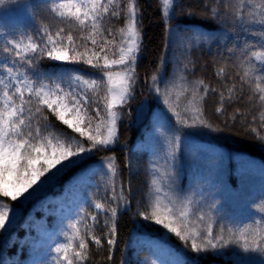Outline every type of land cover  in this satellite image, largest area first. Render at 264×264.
<instances>
[{
    "label": "trees",
    "instance_id": "1",
    "mask_svg": "<svg viewBox=\"0 0 264 264\" xmlns=\"http://www.w3.org/2000/svg\"><path fill=\"white\" fill-rule=\"evenodd\" d=\"M56 2L8 0L0 5V48L4 37H33L42 45L45 27L53 33L61 27L69 30L50 11ZM126 2L120 0L121 8ZM258 3L260 0H251L249 6L246 0L244 18L238 19L241 0H174L169 16L163 14L159 0H138L143 44L136 62L133 99L120 112L118 139L88 153L80 165L71 167L32 201L0 197L15 211L7 229L0 231V264H57L56 248L66 242V233L73 234V224L82 234L90 230L102 240V246L88 241L84 264H264V253L245 251L242 246V233L247 236L249 228L264 227V212L260 211L264 207V139L260 138L264 137V105L250 85L240 80L249 67V54L264 48V25L257 22L256 15ZM21 7L23 13H19ZM125 15L108 18L104 24L112 36L104 35L114 38L116 46L122 39L120 29L127 24ZM72 30L78 37L88 34L75 26ZM84 43L91 48L90 41ZM12 61V56L0 51V63L11 65ZM252 63L256 69H264V64ZM15 67L37 86L54 89L59 85L77 99L84 97L87 103L75 119L84 117L85 111L94 115L97 105L104 109L107 88L100 83L104 79L100 68L55 61L46 55H37L31 65L17 63ZM221 68L223 74H219ZM255 75L254 71L252 86ZM85 80H96L100 86L89 87ZM205 86L208 92L203 101L198 95L189 104L193 90L203 94ZM166 93L168 104L164 103ZM65 98L71 104V97ZM221 103L223 111L217 114ZM196 108L203 109L200 119L204 123L194 119ZM174 112L185 123H178ZM43 115L48 117L50 131L73 134L52 113L44 111ZM97 123L93 119V130ZM103 128L102 124V132ZM109 158L115 161V177L106 167ZM154 179L162 185L163 203L168 202L163 195L167 192L177 199V212L187 208L188 228L204 230L211 224L215 235L230 242L197 252L190 240H180L151 218L144 219L141 213L151 217L154 210ZM113 187L116 200L112 199ZM66 190L72 192L70 202H65L66 208H57L56 197ZM97 203L118 208L117 244L111 251L106 243L111 217L103 225V219H91L99 217ZM160 214L163 218L162 210ZM166 222L180 227L174 220Z\"/></svg>",
    "mask_w": 264,
    "mask_h": 264
},
{
    "label": "snow or ice",
    "instance_id": "2",
    "mask_svg": "<svg viewBox=\"0 0 264 264\" xmlns=\"http://www.w3.org/2000/svg\"><path fill=\"white\" fill-rule=\"evenodd\" d=\"M8 0H0V5L7 3ZM163 14L169 16L174 8V0H162ZM246 0H241V6L236 12L238 19L244 18ZM251 6V0H247ZM138 0H127L123 8L120 6V0H57L50 11L59 20L69 25V30L61 27L54 33L47 27L44 29V43L41 45L35 42L33 37L26 39H7L4 37L3 47L0 51L13 57L12 64L0 63V197H10L12 201L23 198L25 194H30L29 190H35L40 184L47 183L54 179L69 167H74L82 162L88 153L99 147H108L118 139V120L119 112L117 108L123 107L130 98L135 80L136 62L142 48V32L139 30L140 20L138 19ZM259 16L258 23L264 25V0L255 5ZM125 13L127 20L126 27L120 29L121 42L115 45L112 36V30L105 28L104 24L108 18H120ZM72 26L78 27L81 32L87 31L86 36L78 37L74 34ZM107 32L108 36L104 33ZM0 37L3 34L0 33ZM97 37L102 42H98ZM77 39L82 41L77 44ZM85 41H90L91 48ZM112 46V47H110ZM84 50L81 51L80 49ZM109 52L113 58L109 59ZM46 55L55 61L64 62H83L93 68H100L106 77V81L101 79L100 83H106L107 92L104 99V109L101 110L97 105L94 115H87L75 119L70 113L79 114L85 107L87 101L84 97L77 99L75 93H64V90L56 85L54 89L47 88L46 85L39 84L30 79L26 74L21 73L15 65L17 63L31 65L33 59L37 56ZM249 67L245 69L240 80L249 84L254 94L264 105V69H256L255 61L258 64H264V48L260 51H252L247 57ZM101 61L103 63L101 64ZM119 68L121 71H110L109 69ZM256 72L254 77V86L252 73ZM224 69L219 70L223 74ZM77 80L80 77L76 78ZM153 81L157 79L152 77ZM83 83L89 87L98 88L100 85L96 80L91 82L85 80ZM198 81V84H203ZM229 93L233 89L228 90ZM207 86L204 93L200 94L199 89H194L192 99L189 104L195 102L199 95L203 101L207 95ZM61 93H64L61 95ZM71 97V107L65 102V97ZM165 104L169 103L168 94H165ZM231 98V97H229ZM224 100L221 94V101ZM48 111L55 115L68 132L50 131L51 124L48 117L43 115ZM101 111L106 115L102 116ZM223 111V104L216 108V113ZM177 116L178 123H185L179 119L180 114L174 112ZM203 109L196 108L194 119H202ZM96 119L99 123L95 129H92V121ZM235 119V117H233ZM261 119L264 120V114ZM105 125L106 135L101 131V125ZM207 126V124H205ZM264 127V124L261 125ZM255 133L257 130L252 129ZM258 134V133H257ZM264 139V137H260ZM88 146H85V145ZM112 177L117 174L115 161L109 158L106 165ZM155 185V201L152 205L153 212L151 217L141 213L144 219L151 218L156 224L162 225L169 232L184 241H191L190 247L199 252L209 248L223 246L230 241L223 235H215L213 225L209 224L206 229L200 230L192 227L188 228L189 212L185 207L177 212V199L163 192L167 203L162 202L160 193L163 191L159 181H152ZM11 189V190H10ZM112 199H117L116 188L113 187ZM122 198V197H121ZM97 210H105L100 203L95 204ZM163 211V218L161 217ZM14 208L3 200H0V231L6 230L7 225L11 223V213ZM107 211L111 217V228L109 230L107 245L109 250L115 248L117 244V226L116 218L118 208L109 207ZM264 212V207L260 209ZM93 221L97 220L92 216ZM200 221L204 220L203 216L198 217ZM174 220L180 227H173L171 222ZM259 224L261 221H255ZM74 230L72 235L65 234L66 242L59 244L56 252L59 254L57 264H84L88 259V241L95 245L102 246L100 237L94 236L92 232L86 231L81 233L75 224L70 225ZM187 230V235L184 231ZM87 237V239H86ZM243 247L245 251H258L264 253V227L249 228V234L243 236ZM197 240L200 243H197ZM111 259V256L109 257Z\"/></svg>",
    "mask_w": 264,
    "mask_h": 264
},
{
    "label": "rangeland",
    "instance_id": "3",
    "mask_svg": "<svg viewBox=\"0 0 264 264\" xmlns=\"http://www.w3.org/2000/svg\"><path fill=\"white\" fill-rule=\"evenodd\" d=\"M159 1H160L161 5H162V7H163V2H162V0H159ZM21 9H22V7L20 8L19 13H21V12L23 13V11H22ZM112 71H113V72H115V71H121V69H119V68H115V69H113ZM104 81H106V77H104ZM81 85H82V82H81ZM62 89L65 90L64 87H62ZM68 90H69V89H66V90L64 91V93H68ZM106 92H107V89H106ZM64 93H61V95H63ZM132 99H133V97H132V94H131L130 98L126 101V103L123 105V107H119V108H117L116 111H118L119 114H120L121 110H122L123 108H125V106L129 103V100H132ZM65 102L68 103L67 100H66V98H65ZM68 104H69V103H68ZM69 107H71V104H69ZM104 115H106V114L104 113L103 116H104ZM70 116L73 117V118H76V117H77V114H75V113H70ZM119 117H120V115H119ZM103 132H104L105 135L107 134V133H106V129H105V125H104V128H103ZM81 163H82V162L78 163L76 166L80 165ZM70 168H71V167H69L68 169L64 170L62 173H60V174H59L58 176H56L54 179L49 180L47 183H43V184H40L39 186L35 187V190H29L30 194H25V196H24L23 198H20V199H18L17 201H20V202L32 201L33 199H35V198L41 193V191H43L44 188H46V187H48L50 184H52V183H53V182H54L59 176H62V175H63L65 172H67ZM10 190H11V189H10ZM71 196H72V192H71V191H69V190L64 191L60 196L56 197V201H57V205H56V207H57V208H63V207L65 206V208H66L67 205H65V202H70V198H71ZM65 199H67V200L64 201ZM100 204H102V203H100ZM102 205H103V204H102ZM103 206H104V205H103ZM125 206H126V204H125ZM125 206H124V210L126 209ZM56 207H55V208H56ZM104 209H105V210H103V211H102V210H97V212L99 213V217H97V220L103 219V223H102V225L105 224V223H108V222H109L108 218H109V216H110V213L107 211V208L104 207ZM101 214H103V215L105 214L106 216L104 217V216H102ZM14 215H15V211H13V212L11 213L12 218H13ZM109 223H110V222H109Z\"/></svg>",
    "mask_w": 264,
    "mask_h": 264
}]
</instances>
